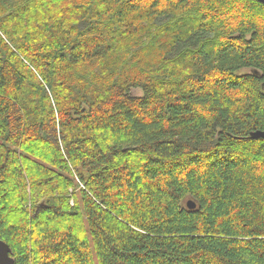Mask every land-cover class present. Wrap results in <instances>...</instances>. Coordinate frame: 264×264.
Returning <instances> with one entry per match:
<instances>
[{
	"label": "trees",
	"instance_id": "trees-1",
	"mask_svg": "<svg viewBox=\"0 0 264 264\" xmlns=\"http://www.w3.org/2000/svg\"><path fill=\"white\" fill-rule=\"evenodd\" d=\"M254 130L263 2L0 0L15 264H264Z\"/></svg>",
	"mask_w": 264,
	"mask_h": 264
},
{
	"label": "water",
	"instance_id": "water-1",
	"mask_svg": "<svg viewBox=\"0 0 264 264\" xmlns=\"http://www.w3.org/2000/svg\"><path fill=\"white\" fill-rule=\"evenodd\" d=\"M264 3V0H259ZM250 137L252 138H264V130H254L250 132ZM190 208L196 207V202L194 200H189L187 202ZM11 246L0 238V264H15V259L12 256Z\"/></svg>",
	"mask_w": 264,
	"mask_h": 264
},
{
	"label": "rangeland",
	"instance_id": "rangeland-1",
	"mask_svg": "<svg viewBox=\"0 0 264 264\" xmlns=\"http://www.w3.org/2000/svg\"><path fill=\"white\" fill-rule=\"evenodd\" d=\"M133 93H134V94H141L142 92H141L140 89H134V90H133Z\"/></svg>",
	"mask_w": 264,
	"mask_h": 264
}]
</instances>
